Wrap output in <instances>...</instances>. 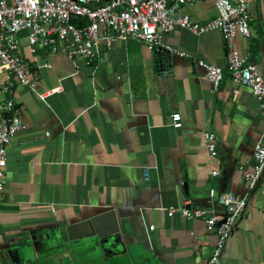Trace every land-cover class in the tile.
<instances>
[{
	"label": "crops",
	"instance_id": "crops-1",
	"mask_svg": "<svg viewBox=\"0 0 264 264\" xmlns=\"http://www.w3.org/2000/svg\"><path fill=\"white\" fill-rule=\"evenodd\" d=\"M247 1L251 36L232 47L249 52L264 82V13ZM179 13L196 22L217 15L210 0ZM162 42L171 50L117 41L88 65L63 52L31 54L21 39L33 84L12 96L22 128L7 148L0 264H206L216 234L167 211L189 201L221 219L218 197L228 193H247V202L218 264H264V170L248 192L241 173L253 165L264 117L230 78L219 31L175 29ZM199 60L223 69L216 90ZM204 131L214 134V157Z\"/></svg>",
	"mask_w": 264,
	"mask_h": 264
},
{
	"label": "built area",
	"instance_id": "built-area-1",
	"mask_svg": "<svg viewBox=\"0 0 264 264\" xmlns=\"http://www.w3.org/2000/svg\"><path fill=\"white\" fill-rule=\"evenodd\" d=\"M195 0H0V69L6 74L0 83V198L4 190V170L7 148L22 128L20 112L13 101L14 87L32 86V68L22 53L21 39L27 42L31 54L39 50L63 52L70 58L79 57L92 65L103 48L121 41L141 42L149 50L171 49L162 42L163 35L175 29H185L200 35L217 30L228 45L226 70L232 81L249 89L264 117V82L257 66L249 61V52L240 54L232 47L236 36H251V17L247 0H210L217 15L204 22H196L179 13L182 5ZM264 13V0H259ZM85 21V23H84ZM196 64L216 90L222 82L221 67L205 61ZM48 67L47 64L44 65ZM237 95L238 90H234ZM182 125L180 113L171 114V126ZM47 134V133H46ZM210 157L216 155L214 134L203 132ZM253 165L242 169V180L253 191L264 170V132L252 151ZM216 175V171L212 172ZM224 208L219 219L212 209L190 206L189 201L179 209L169 210L186 220H202L207 231L216 234V243L206 264H218L223 247L232 233L235 222L243 212L247 193H228L218 197Z\"/></svg>",
	"mask_w": 264,
	"mask_h": 264
},
{
	"label": "trees",
	"instance_id": "trees-1",
	"mask_svg": "<svg viewBox=\"0 0 264 264\" xmlns=\"http://www.w3.org/2000/svg\"><path fill=\"white\" fill-rule=\"evenodd\" d=\"M84 23H85V21H84Z\"/></svg>",
	"mask_w": 264,
	"mask_h": 264
}]
</instances>
